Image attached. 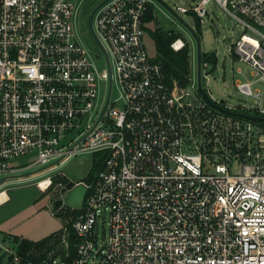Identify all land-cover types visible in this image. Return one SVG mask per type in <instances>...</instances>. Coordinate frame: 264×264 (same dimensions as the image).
<instances>
[{
	"label": "built area",
	"instance_id": "built-area-1",
	"mask_svg": "<svg viewBox=\"0 0 264 264\" xmlns=\"http://www.w3.org/2000/svg\"><path fill=\"white\" fill-rule=\"evenodd\" d=\"M212 2L244 29L230 56L252 70L253 81L236 88L253 107H231L204 89L206 58L203 94L194 46L181 38L172 48L191 50L187 83L166 78L144 42L152 0L97 10L105 68L77 30L83 0H0V180L106 154L78 183L83 207L70 220L60 214L65 225L51 243L2 247L1 264H264V121L250 118L264 119V91L253 88L264 85V0H195L178 11L203 22ZM207 84L221 94L226 86ZM53 178L36 185L45 192ZM105 212L110 230L99 245Z\"/></svg>",
	"mask_w": 264,
	"mask_h": 264
},
{
	"label": "rangeland",
	"instance_id": "rangeland-1",
	"mask_svg": "<svg viewBox=\"0 0 264 264\" xmlns=\"http://www.w3.org/2000/svg\"><path fill=\"white\" fill-rule=\"evenodd\" d=\"M102 1L104 0H83V7L77 16L76 25L79 36L89 50L91 58L100 67L105 68L107 66L105 59H98L103 51L90 33L87 24L90 9H94ZM152 1L156 11V21L147 25L146 28L149 31H146L144 37L149 55L151 57L156 56V46L151 33L156 29H162L173 35H179L181 39L194 46L196 58L197 47L189 28L197 32L198 21L193 15L178 11L179 7L190 8L195 0H162L176 16L157 0ZM208 10L209 17L201 22L202 58L215 55L217 63L216 65L213 62L211 63V72L208 79L204 80V89L211 93L216 100H224L231 107H253L256 102L252 98L241 94L236 88L237 83L253 81L252 70L247 64L230 56L231 49L244 33V29L241 25H237L236 21L215 2L208 6ZM239 70L242 72L239 73ZM207 80H215L220 86L225 84L223 94L216 91L213 84L208 85ZM253 88H260L264 91V85H254ZM118 95L119 85L116 82L114 83L113 99ZM94 158L95 156L92 153L78 154L72 156L59 171L40 174L24 180L10 179L4 185H1L0 190L5 188L10 199L4 204H0V251L2 247L17 244L15 236L33 242H40L60 232L66 219L70 220L71 216H74L83 207L87 191L85 186L78 183L86 181L93 170ZM58 172H63L74 186L68 189L69 186L65 184L66 180L64 181L67 178L56 176ZM54 175L57 183L53 178L51 187L42 192L37 187V182L47 180L48 176ZM57 194H60L59 200L63 203L61 207H57L55 204ZM62 213L63 216H66L65 220L59 218ZM109 219L108 212L98 218L97 237L99 245L107 242L110 230Z\"/></svg>",
	"mask_w": 264,
	"mask_h": 264
},
{
	"label": "trees",
	"instance_id": "trees-1",
	"mask_svg": "<svg viewBox=\"0 0 264 264\" xmlns=\"http://www.w3.org/2000/svg\"><path fill=\"white\" fill-rule=\"evenodd\" d=\"M90 10H91L90 11L91 13L93 9H90ZM189 14L193 15V13H189ZM144 21L146 24H150L156 21L155 8L153 7V5H150ZM197 21H198L197 34L200 36L202 34L201 33V22L198 19ZM146 31H149V30L146 28ZM151 36L156 46L155 62L159 63L162 66V70L168 80L170 81L177 80L179 81V83L185 86L188 80L190 69H191V52H190L191 50L189 46L186 45L180 51L174 50L172 48V43L181 37L179 35H173L169 33L168 31L166 32L162 29H156V31L151 33ZM205 58L207 61L217 63V57L215 55H212V57L208 55ZM94 156L95 158H94L93 170L91 171L89 176H91L95 171L102 168L105 162V158H106V154L104 153L96 154ZM54 179H55V183H57V179L56 178ZM64 181H65V184L67 185L70 182L69 179H64ZM68 186H69L68 189H70L71 187L74 186V184H69ZM53 237H54V234L40 242H33L30 240L22 239L18 236H15V240L17 244L21 245V248L30 249L31 247L35 245L46 247L49 243H51V241L53 240Z\"/></svg>",
	"mask_w": 264,
	"mask_h": 264
},
{
	"label": "water",
	"instance_id": "water-1",
	"mask_svg": "<svg viewBox=\"0 0 264 264\" xmlns=\"http://www.w3.org/2000/svg\"><path fill=\"white\" fill-rule=\"evenodd\" d=\"M110 0H104L102 1L100 4H98L94 9L93 11L90 13L89 17H88V20H87V24H88V28H89V31L90 33L93 35L95 41L98 43V45L100 44L97 36H96V33L94 31V16L97 12V10L103 6L104 4H106L107 2H109ZM158 2H160L163 6H165L172 14H174L173 11H171L163 2L162 0H157ZM175 15V14H174ZM176 16V15H175ZM178 18V17H176ZM179 19V18H178ZM180 20V19H179ZM181 21V20H180ZM182 22V21H181ZM184 24V23H183ZM187 28H189L187 25H185ZM190 33L192 35V37L194 38L195 40V43H196V47H197V64H198V80H199V89L200 91L204 94L203 90H202V84H201V63H202V48H201V41H200V36L197 34L196 31L190 29ZM112 77H111V80H110V91H109V94H108V98H107V102H106V105H105V108H104V111H103V114L100 118V121L102 120V118L104 117L106 111L108 110V106L110 104V99H111V94H112ZM215 87H216V84H214ZM217 90L219 92H221V88L220 87H216ZM229 114H232V112L228 111ZM251 119L253 120H262L264 121V119H257V118H254V117H250ZM85 140V137L83 139H81L74 147H72V150H74V148L76 146H78L82 141ZM63 161V159L61 160H58L56 162H54L53 164L47 166V167H44V168H41V169H38V170H35V171H31V172H27V173H21V174H17V175H10V176H6L4 178H2L0 180V186L3 185L7 180H10V179H17V180H24V179H30V178H33V177H36L44 172H47L53 168H55L56 166L60 165L61 162ZM59 195L58 194L56 196V201H55V204L57 207H61L63 205L62 201L59 200ZM6 252L3 253L1 256H0V262L3 261V259L5 258L6 256Z\"/></svg>",
	"mask_w": 264,
	"mask_h": 264
},
{
	"label": "crops",
	"instance_id": "crops-1",
	"mask_svg": "<svg viewBox=\"0 0 264 264\" xmlns=\"http://www.w3.org/2000/svg\"><path fill=\"white\" fill-rule=\"evenodd\" d=\"M155 14H156V11H155ZM152 24V23H151ZM149 25V24H148ZM7 184H9V183H7ZM6 184V185H7ZM4 185V184H3ZM1 187V186H0ZM2 192H5L6 193V195H7V199L6 200H4L3 202L2 201H0V204H4V203H6L9 199H10V197H9V194H8V192H7V190L5 189V188H3V189H1L0 190V193H2ZM7 233V232H6ZM23 238V237H22ZM24 239V238H23Z\"/></svg>",
	"mask_w": 264,
	"mask_h": 264
},
{
	"label": "bare ground",
	"instance_id": "bare-ground-1",
	"mask_svg": "<svg viewBox=\"0 0 264 264\" xmlns=\"http://www.w3.org/2000/svg\"><path fill=\"white\" fill-rule=\"evenodd\" d=\"M43 185H45V184H43ZM43 187H45V186H43ZM7 199V195H6V193L5 192H2V193H0V201H4V200H6Z\"/></svg>",
	"mask_w": 264,
	"mask_h": 264
},
{
	"label": "flooded vegetation",
	"instance_id": "flooded-vegetation-1",
	"mask_svg": "<svg viewBox=\"0 0 264 264\" xmlns=\"http://www.w3.org/2000/svg\"><path fill=\"white\" fill-rule=\"evenodd\" d=\"M58 195V194H57Z\"/></svg>",
	"mask_w": 264,
	"mask_h": 264
}]
</instances>
